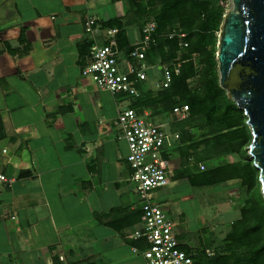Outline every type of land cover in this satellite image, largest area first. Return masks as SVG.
<instances>
[{"label": "crops", "instance_id": "1", "mask_svg": "<svg viewBox=\"0 0 264 264\" xmlns=\"http://www.w3.org/2000/svg\"><path fill=\"white\" fill-rule=\"evenodd\" d=\"M123 2L0 0V264H145L131 235L140 203L127 143L114 125L127 98L80 73L103 35L85 32V17L102 27L126 13ZM199 164L172 150L168 180L210 187L190 181Z\"/></svg>", "mask_w": 264, "mask_h": 264}, {"label": "trees", "instance_id": "2", "mask_svg": "<svg viewBox=\"0 0 264 264\" xmlns=\"http://www.w3.org/2000/svg\"><path fill=\"white\" fill-rule=\"evenodd\" d=\"M113 1V0H112ZM126 13L122 17H112L102 24V28L117 29L119 48L130 43L126 28L137 26L141 30L147 21L156 25V34L171 30L184 33L181 39L186 47L180 46L177 37H160L146 53L150 64L173 63L179 73L172 78L169 87L155 89L145 85L140 96L130 99L129 107L140 114L147 111L148 116L165 115L169 119V130L179 134V144L188 141L182 129L184 122L200 119L208 137L203 138L206 146L215 148L219 157L238 153L250 144L251 135L245 124L246 117L231 99L226 89L219 85L217 73V38L223 21L224 8L220 2L225 0H125ZM196 79L195 86L190 81ZM177 106H187L184 119L173 114ZM174 116V117H173ZM193 139V138H192ZM180 148V149H179ZM217 148V149H216ZM179 150L182 158L192 163H201L210 156L194 157L181 145L170 148ZM239 154V153H238ZM242 154V152H241ZM189 157V158H188ZM193 174V185L212 186L229 180H238L245 187V198L239 209V217L231 222L230 230L223 238V251L214 257L203 259L201 254L185 249L193 256L196 264H264V199L258 187V170L252 161L241 155L236 161H225L214 167Z\"/></svg>", "mask_w": 264, "mask_h": 264}, {"label": "built area", "instance_id": "3", "mask_svg": "<svg viewBox=\"0 0 264 264\" xmlns=\"http://www.w3.org/2000/svg\"><path fill=\"white\" fill-rule=\"evenodd\" d=\"M101 28L94 15L88 14L85 17V32L92 35L103 32L102 39L91 44L86 63L80 71L96 88L112 95L135 99L140 96L146 84L154 85L155 89L170 86L173 76L179 73L178 66L173 63L152 65L146 61V53L160 37H177L179 45L186 47L187 44L181 42L184 33L171 30L156 34V25L150 20L142 26L138 41L126 48H119L117 29ZM154 68L160 71L161 76L150 82L148 70ZM187 110V106H177L172 112L179 119H184ZM149 118L147 111L140 114L128 106L120 110L114 119V125L127 143L126 161L131 169L130 180L135 185L140 202V228L133 230L131 235L144 242L141 254L145 264H196L174 233L173 221L166 216L160 204L152 199V192L168 183V152L178 141L179 134L163 128L164 125L150 122ZM199 169L203 170L204 165L200 163ZM0 180L7 181L3 175H0ZM132 250L138 251L136 247Z\"/></svg>", "mask_w": 264, "mask_h": 264}, {"label": "rangeland", "instance_id": "4", "mask_svg": "<svg viewBox=\"0 0 264 264\" xmlns=\"http://www.w3.org/2000/svg\"><path fill=\"white\" fill-rule=\"evenodd\" d=\"M125 3L126 2H123L126 6ZM220 4L224 8V15L233 7L231 0H225V2H220ZM137 29L138 27L135 25L127 27V35L130 39L133 38L135 40L137 38L135 35ZM218 35L219 32L216 34L217 41ZM217 73L219 79L218 67ZM148 76L149 81L154 82L160 78L161 73L157 68L149 69ZM196 81V79H192L190 81V86H195L197 83ZM150 86L153 88L155 87L154 85ZM130 99L132 98L125 99L121 106L128 107L131 103ZM165 115H168L169 119L172 117H170L168 113ZM165 115H152L149 121L157 125H162L167 119ZM201 125L202 121L200 119L184 122L182 129L186 132V139H188V141L183 142V144L181 143V146L188 150L187 154L194 157L198 156L201 158L205 155L211 157V155H215V148L212 144L206 146L202 143L203 138L208 137V135L206 134V129ZM164 127L169 130V124L163 126V128ZM245 147L238 152L239 154L235 152L219 157L214 156L210 159H203V163L206 165V168H210L225 161H236L240 159L243 152L246 158L251 161L249 147L244 149ZM118 149L120 155L125 158L126 152L123 146L121 145ZM122 163L126 171V164L124 161H122ZM128 184H130L131 188L134 190V193L130 192L133 200L135 202L138 200L139 202L134 183L128 181ZM188 186L190 185H188L186 180L177 181L170 179L165 187L153 191L152 195L155 196V201L160 204L166 216L173 221L174 233L181 234V239H186V242L193 248V251L200 253L203 259H207V257H205L207 252L212 253V255H210L211 257L224 253L223 238L230 230L231 222L239 217V209L246 195L245 187H242L238 180L217 183L208 188ZM258 187L260 190L259 184ZM163 192L166 193L162 194ZM156 194L159 196H156Z\"/></svg>", "mask_w": 264, "mask_h": 264}, {"label": "water", "instance_id": "5", "mask_svg": "<svg viewBox=\"0 0 264 264\" xmlns=\"http://www.w3.org/2000/svg\"><path fill=\"white\" fill-rule=\"evenodd\" d=\"M223 16L216 59L219 85L246 117L248 146L264 199V0H231Z\"/></svg>", "mask_w": 264, "mask_h": 264}]
</instances>
